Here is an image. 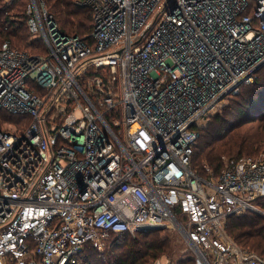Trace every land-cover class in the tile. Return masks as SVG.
<instances>
[{
    "label": "built area",
    "instance_id": "obj_1",
    "mask_svg": "<svg viewBox=\"0 0 264 264\" xmlns=\"http://www.w3.org/2000/svg\"><path fill=\"white\" fill-rule=\"evenodd\" d=\"M27 1L45 53L0 45V112L26 117L0 127V264H91L85 245L169 225L193 264H264L223 232L264 220V155L191 166L198 125L264 62V0H78L85 37Z\"/></svg>",
    "mask_w": 264,
    "mask_h": 264
},
{
    "label": "trees",
    "instance_id": "obj_2",
    "mask_svg": "<svg viewBox=\"0 0 264 264\" xmlns=\"http://www.w3.org/2000/svg\"><path fill=\"white\" fill-rule=\"evenodd\" d=\"M39 1L44 3L62 33L79 37L89 34L92 27V11L89 7L77 5L78 0ZM27 4V0H0V45L7 42L11 48L18 51L42 55L45 52L41 42L31 39L26 27ZM14 42L20 46H16ZM263 68L264 64L257 69L251 83L241 85L238 94L227 99L228 103L222 107V111L210 117L208 130L200 133L198 131L191 159V166L198 173H203L205 164L217 173L224 167V159L226 162H233L245 156L254 157L247 155L250 154L248 152L264 144ZM0 119L5 121L16 119L19 128L26 124L24 116L0 112ZM254 122H258L256 128L247 127ZM258 130L259 137H252ZM215 142L218 144L213 145ZM263 222L262 218L246 213L229 217L227 228L230 227V237L236 244L264 256ZM160 231L136 232L132 238L124 234L119 236L112 234L109 236L111 243L108 252L103 257L98 253L100 259L92 262L95 250L90 244L85 245L83 257L91 264H154L168 246L166 240L160 238ZM120 248L123 250L116 252ZM177 264L184 262L180 260ZM186 264H190V261H186Z\"/></svg>",
    "mask_w": 264,
    "mask_h": 264
},
{
    "label": "rangeland",
    "instance_id": "obj_3",
    "mask_svg": "<svg viewBox=\"0 0 264 264\" xmlns=\"http://www.w3.org/2000/svg\"><path fill=\"white\" fill-rule=\"evenodd\" d=\"M14 44L16 46H20V44L18 45L15 42H14ZM263 72H264V68H263L262 73ZM227 103L228 102H227V99H226L222 103L220 108H218L216 113L221 112L222 111V107L224 105H226ZM209 120L208 121H202L198 125L197 128H198L199 133L204 131V130H206V129L207 130L209 129L208 128ZM18 123L19 122L16 119L7 120V121H5V119L4 120L0 119L1 127L5 128V129H8V130L19 129L20 125ZM257 126H258V122H254V123L250 124L247 127L256 128ZM256 136L259 137V130L254 135H252V137H256ZM263 139H264V137H263ZM208 140H209V138H208ZM262 143H264V142H262ZM216 144H218V142H215L213 145H216ZM248 153H250V154H247V155H253L254 157L262 158L260 156L264 155V144L263 145H258L257 147L254 148V150L252 152H248ZM244 154H246V153H244ZM224 157H226V156H224ZM223 161L226 162L227 160L224 159ZM203 163H205V162L203 161ZM205 165H207V164H205ZM228 220H229V218L226 219L225 222H224L223 232L229 239L233 240L230 237L231 235L229 234L230 227L228 226V228H227ZM263 224H264V222H263ZM159 231H160V235H159L160 238L165 239L167 244H168V246H167L166 250L164 251V254H162L156 261H160V262H162L164 264H177L180 260H182L184 262V264H186V261L189 260L190 264H191V261H193V259H194L193 252L189 249L187 242L185 241L184 237L179 232V230L176 227L169 225V226H167L165 228L159 229ZM134 236H130L129 238H132ZM110 243H111V240L108 238V239L103 241V244L101 245L100 249L92 247L95 250L94 251L95 256L92 257V262L100 259V258H98V256H99L98 253H100V256L103 257L108 252L107 249H108ZM246 248L249 250L248 247H246ZM122 250H123V248H120L116 252H119V251H122ZM83 254H84V251H83ZM260 257H264V256H260ZM156 261H154V264L156 263Z\"/></svg>",
    "mask_w": 264,
    "mask_h": 264
},
{
    "label": "water",
    "instance_id": "obj_4",
    "mask_svg": "<svg viewBox=\"0 0 264 264\" xmlns=\"http://www.w3.org/2000/svg\"><path fill=\"white\" fill-rule=\"evenodd\" d=\"M262 64H264V62H263ZM262 64H261V65H262ZM261 65H260V66H261ZM159 229H161V228H147V229H140V230H138V232H145V231L159 230Z\"/></svg>",
    "mask_w": 264,
    "mask_h": 264
}]
</instances>
